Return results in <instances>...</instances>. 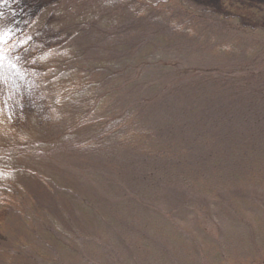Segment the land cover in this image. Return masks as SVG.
Masks as SVG:
<instances>
[{"label":"rangeland","instance_id":"1","mask_svg":"<svg viewBox=\"0 0 264 264\" xmlns=\"http://www.w3.org/2000/svg\"><path fill=\"white\" fill-rule=\"evenodd\" d=\"M192 1L264 28V0ZM186 16L136 0H0V104L29 136L24 149L0 144V186L10 185L5 197L10 207L0 212V264H264V179L244 181L259 176L260 170L245 169L260 141L249 154H227L230 170L220 167L217 180L179 186L161 177L176 164L161 170L121 147H114L110 158L89 157L87 144L94 152L103 146L96 142L99 134L69 131L73 118L83 116L93 100L116 95L110 117L132 114L135 121L138 112L148 129L153 126L149 120L156 128L169 120L180 123L182 132L181 110L193 102L186 91L217 88L226 94L218 100L224 98L231 107L221 101L205 110L210 120L200 127L199 141L214 133L236 139L252 133L250 123L264 121V35L254 63L228 66L224 55H215V44L227 37L221 26L207 21L189 27ZM75 72L95 75L92 88L61 108L51 88ZM231 72L259 80L243 86L245 78L226 77ZM168 97L177 98L173 111L166 109L172 104L165 101ZM184 132L195 136L190 128ZM120 159L127 169L123 165L124 173L115 174L113 183L124 186L123 192L105 194L103 186L85 190L83 197L76 178L105 164L119 167ZM208 162L199 170L193 161L185 164L188 172L176 174L209 179L215 172L204 169L211 167ZM156 171V180L141 184L133 179ZM157 181L161 195L145 188ZM56 184L75 188L76 195L65 197Z\"/></svg>","mask_w":264,"mask_h":264},{"label":"trees","instance_id":"2","mask_svg":"<svg viewBox=\"0 0 264 264\" xmlns=\"http://www.w3.org/2000/svg\"><path fill=\"white\" fill-rule=\"evenodd\" d=\"M138 3L149 6L150 9H157L159 12H170V11H178L183 15H187V21L192 22L187 24L190 26H196L209 21L210 24L219 25L222 29V32L227 36L224 42L215 44V55L221 56L224 55L227 60V65L231 64H240L242 66H249L250 64L256 61L255 55L259 50V44L264 40V28H259L258 24H248L243 16L239 15H227L223 12L215 11V9L198 6L192 0H136ZM227 7L232 10L231 4H228ZM196 20V21H193ZM200 26V27H201ZM197 27V26H196ZM263 36L262 41L259 40ZM264 42V41H263ZM237 82H240L237 78H245L243 86L249 85L256 80H259V77L254 76L250 77V74H243V76L237 73H229L228 76ZM95 75L87 76L86 74L75 72L72 74V78L65 83L56 84V89L51 88L52 96L55 101L61 106L64 107L66 101H74V98L77 97H86L88 91L92 88L93 80ZM229 86V84H228ZM232 85L229 86L231 88ZM58 89V90H57ZM56 90V91H54ZM243 90H238V93L241 96L249 97V94H243ZM187 94H190V99L193 98L192 106L188 107L185 110H181V116L185 123L182 125V132H180L181 124L169 121L165 122L161 121L163 126H159L156 128L154 126V121L149 120L153 126L151 128H147L142 123H140L138 119V112L134 115H125L120 114L117 117H110L109 109L111 107V103L116 95H108L106 97L100 98L99 101L93 100L91 103L92 107H85L84 114L78 119L75 120L73 118V124L69 127V131H82L84 129L93 130L94 133L99 134V139L96 141L100 145L97 147L100 148L98 152H94L93 145L91 143L87 144L85 147H90L88 151V156L93 158H110V151L114 149V147L126 148L121 151L128 150L131 154L140 156L146 159H150L152 163L159 164L158 168L164 170L167 168L169 164H176L172 167L173 171H168L164 176L161 172L162 179L167 183V185H179L181 186L183 182H195V181H205V180H217L220 173L217 170L223 165L227 166V171L230 170V163L227 159V154L230 153H244L249 154L248 149L251 146L255 147L256 141H260L258 150L251 149L250 154H254L251 157L249 168L247 167L246 171H259L258 175H251L245 180L249 179H264V136H262V131H264V121L256 120L252 124L251 130L252 133L249 132V135H245L244 137H237L235 135L224 134L216 135L214 133L213 137H209L205 140L199 141L198 133L200 132L201 126L207 127V120H210L208 114L205 113L206 109L210 107H216L219 102H224V98L218 100L219 97H226V94H221L217 91V88L212 90H190L186 91ZM168 98H171L168 100ZM165 98V101H171L172 104H167V108L169 111H173V107L176 105V97H168ZM202 98H206L205 103L202 102ZM226 103L229 108L231 107L228 102ZM222 103V106H224ZM108 105V107H107ZM108 111H107V109ZM171 108V110H170ZM106 109V111H105ZM194 109V110H191ZM221 113L229 114L228 112H224L220 110ZM99 115V117H97ZM177 120V119H176ZM179 121V120H178ZM193 122V125L191 123ZM173 124V127L170 125ZM250 124H246L245 127L249 128ZM192 129V134L195 136H186L189 131L184 132L186 129ZM226 130L228 127L223 126ZM234 125L229 129H233ZM156 129H162L165 131L160 134ZM250 130V131H251ZM197 136V137H196ZM222 136L231 138L232 140H225L221 138ZM196 137V138H195ZM194 138L196 141H194ZM112 139L111 142H108ZM236 140L241 141L240 143L235 142ZM107 143H102V142ZM5 143L8 149H21L28 147L29 144V136L28 131L22 130L20 127H16L12 124L11 120L8 118L7 114L4 111V108L0 104V144ZM84 143L80 142V149L84 150ZM15 147V148H14ZM193 154L194 159L190 160V154ZM86 155V156H87ZM216 155V156H215ZM215 156V158H214ZM105 157V158H104ZM214 159V160H213ZM193 161L199 163L198 165L201 167V164H206L208 161H213L212 163L208 162V165L211 167L204 168L206 170H213L214 175L209 178H194L191 174H185V177L182 178L180 175L176 174V171L183 170L184 172H188L185 164L192 163ZM119 167L109 166V164H105L104 166H100L94 173L90 175H82L76 178L77 183H80V193L82 196H85V190L87 192L100 191V188L103 186H113L112 189L103 188L102 192L109 195H118L122 193L124 190V186L120 184L113 183V179L116 178L118 173L121 176L124 173L123 165L126 167V164H123V160L120 159L118 162ZM203 169L202 167L199 170ZM133 171L131 168L130 175ZM156 172H150L147 176L145 172H143V178H133L136 179L137 183L143 184L144 181L139 182V180L144 179H152L156 180L157 175ZM86 177L87 180L84 179ZM231 180H235L232 176ZM151 181V180H150ZM259 181V180H258ZM152 182V181H151ZM159 182H153V185L147 186L148 190H157V187L162 186ZM245 184V182H244ZM75 185V184H74ZM137 185V184H136ZM0 186V212L9 208L10 205L6 201L5 197L8 195L9 188ZM55 190L66 194L65 197L73 198L76 195L75 188H63L59 184L55 186L52 185ZM140 186V185H138ZM136 187V186H133ZM144 188V187H142ZM147 190V191H148ZM149 193H154L152 191H148ZM4 198L1 196L5 195ZM155 194L161 195V193L157 190ZM94 201V200H92ZM128 201V199H126ZM83 202V201H79ZM125 203V202H122Z\"/></svg>","mask_w":264,"mask_h":264}]
</instances>
